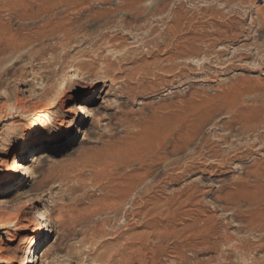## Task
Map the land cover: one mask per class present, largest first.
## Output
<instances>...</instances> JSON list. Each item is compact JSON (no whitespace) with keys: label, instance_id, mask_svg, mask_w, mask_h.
<instances>
[{"label":"rangeland","instance_id":"374dc122","mask_svg":"<svg viewBox=\"0 0 264 264\" xmlns=\"http://www.w3.org/2000/svg\"><path fill=\"white\" fill-rule=\"evenodd\" d=\"M93 85L78 127L59 105ZM9 114L46 144L0 189L3 222L49 218L29 260L264 264V0H0Z\"/></svg>","mask_w":264,"mask_h":264},{"label":"bare ground","instance_id":"6f19581e","mask_svg":"<svg viewBox=\"0 0 264 264\" xmlns=\"http://www.w3.org/2000/svg\"><path fill=\"white\" fill-rule=\"evenodd\" d=\"M96 84L97 82L96 83L94 82V85ZM94 85L92 88L84 89L82 87L74 90L73 92H71V94L67 95L65 100L59 105V108H61L65 112L68 118L76 117V116L78 117L79 120L80 118H82L78 127L83 124L84 118H86L87 116L86 109L85 107L82 106V104L87 103L89 99L88 100L86 99L94 95L96 91H99L98 87ZM54 101L55 99L52 100L53 104H55ZM51 105L52 104H48V107L49 106L52 107ZM44 107L46 106L43 105L41 111H44ZM13 118H17V117L15 115L9 114L7 118H3V120L0 121V189H4V190L6 189L15 190L25 185V180L27 181V179L29 180L30 178L29 176L30 171L28 170V167H26L22 163L27 161V155L29 153L37 152L39 147L46 145L43 139H39L38 137H35L36 134H34V138L33 136L29 135L28 146L23 145L22 143H18L17 138L20 136L21 133L20 131L23 130L22 132H24L26 128L25 126H19L16 129H14V123L16 121L14 120L8 121V119H13ZM20 121L22 120L20 119ZM74 141L75 138H72L68 143L64 144L65 145L64 147L66 148L71 147ZM47 145H49L50 149L52 148L57 149L63 146L56 143L54 140L50 138L49 140H47ZM133 189H134L133 185L130 184L126 187V190L122 193L126 192L127 194L133 191ZM6 202L7 201L0 199V206L6 205L7 204ZM32 205L33 202H29L27 206L23 207L24 212H22L23 210L22 209L21 211H18L16 215L14 214L9 216L8 214V217L6 218L7 219L6 222H3L2 221L3 218L0 217V227L6 225L7 226L6 229L9 231L8 232L9 237L7 241L3 243L0 240V264H44V261H42V259L37 260V258L35 257V254H37V252L33 253L34 256L33 259L31 258L32 260H29V258L30 255L32 254L31 251L33 246L38 242L43 243L44 238L46 239L49 238L50 232L47 231L46 232L47 234H45L43 232V227H42V223L43 224L48 223L49 218L46 217L45 212H42L41 210H37L35 214L33 212L30 213L32 215L30 219V217H28L27 215L28 212L27 209L30 210ZM256 215L259 217V219H261L264 222V212L259 211L257 212ZM28 240L33 241L32 246L30 248L23 249L22 245H24V243H26ZM42 257L44 258L45 254L42 255ZM92 264H101V262L100 260L96 259Z\"/></svg>","mask_w":264,"mask_h":264}]
</instances>
